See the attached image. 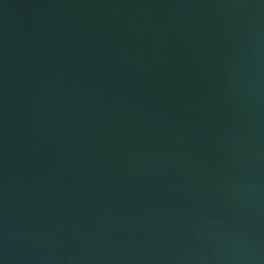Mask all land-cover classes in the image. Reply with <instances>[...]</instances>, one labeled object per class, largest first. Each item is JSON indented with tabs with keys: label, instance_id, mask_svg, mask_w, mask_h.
Masks as SVG:
<instances>
[{
	"label": "water",
	"instance_id": "obj_1",
	"mask_svg": "<svg viewBox=\"0 0 264 264\" xmlns=\"http://www.w3.org/2000/svg\"><path fill=\"white\" fill-rule=\"evenodd\" d=\"M0 264H264V0H0Z\"/></svg>",
	"mask_w": 264,
	"mask_h": 264
}]
</instances>
